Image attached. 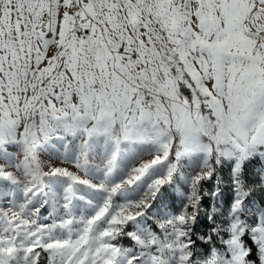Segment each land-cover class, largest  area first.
Masks as SVG:
<instances>
[{
	"label": "snow or ice",
	"instance_id": "obj_1",
	"mask_svg": "<svg viewBox=\"0 0 264 264\" xmlns=\"http://www.w3.org/2000/svg\"><path fill=\"white\" fill-rule=\"evenodd\" d=\"M0 264H264V0H0Z\"/></svg>",
	"mask_w": 264,
	"mask_h": 264
}]
</instances>
